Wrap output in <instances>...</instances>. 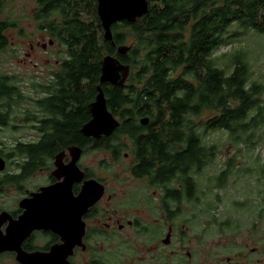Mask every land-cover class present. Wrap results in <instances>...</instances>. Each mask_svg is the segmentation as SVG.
Here are the masks:
<instances>
[{
	"label": "trees",
	"instance_id": "1",
	"mask_svg": "<svg viewBox=\"0 0 264 264\" xmlns=\"http://www.w3.org/2000/svg\"><path fill=\"white\" fill-rule=\"evenodd\" d=\"M6 1L0 0V52L8 47L7 32L17 28L22 33L17 19L3 17ZM147 1V13L136 22L112 25L115 46L102 37L97 0L36 1L33 22L68 44L69 59L52 95L47 83L38 86L44 96L33 100L35 110L26 118L37 137L16 142L4 156L13 159L17 171L5 172L0 188L18 186L47 168L55 152L68 145L111 151L112 160L118 161L126 147L120 140L127 139L133 177H148L153 188L165 186L166 200L200 202L195 176L217 150L205 137L223 131L232 142L251 144L264 124V85L251 81L245 50L215 53L239 37L234 28L264 34V0ZM120 45L130 46L129 51L117 54ZM106 55L129 66L123 87L99 84L100 61ZM96 85L119 127L110 137L94 141L83 137L80 128L90 118L87 105ZM21 97L13 77L0 74L1 128L9 126ZM143 118H148L146 125L140 123ZM169 182L182 189H170Z\"/></svg>",
	"mask_w": 264,
	"mask_h": 264
},
{
	"label": "flooded vegetation",
	"instance_id": "2",
	"mask_svg": "<svg viewBox=\"0 0 264 264\" xmlns=\"http://www.w3.org/2000/svg\"><path fill=\"white\" fill-rule=\"evenodd\" d=\"M45 34L63 51L61 59L53 64L56 68L49 71L47 85L51 91H48V95H52L54 89L58 88L57 75L64 70V60L69 59L68 44L59 43L57 37ZM95 96L88 105L94 102ZM87 151V148L78 145H68L57 150L49 166L39 170L46 178L38 187L23 189L20 185H14L6 189L4 187L11 186L4 185L0 188V264H264L262 211L251 222H219L214 219L205 228L203 225L199 227L194 213H186L185 206H195L202 202L177 203L166 200L165 186L155 188L158 191H153L145 199L131 191L119 195L122 188H119L118 182L114 185L116 177L113 173L99 177L81 164L82 155ZM107 152L111 157L112 152ZM61 153L64 155L61 156ZM57 156L61 157L55 165ZM73 161L80 174L73 176V180L69 178L65 181L63 187L65 185L66 190L60 194L63 198L50 199L53 202H64L67 212H75L74 215L64 216L67 225L63 230L64 235L51 229H34L21 241L18 248L20 252L4 249L13 247L7 241V235L13 230L14 224L10 225L23 216L24 209L19 206L20 202L31 199V194L40 193L43 187L61 183L62 170L65 171V167ZM56 174H60V177L57 178ZM67 174H63V177ZM3 176L4 173L0 175ZM133 179L145 181L149 188H153L148 184V177ZM88 185H92L89 190ZM168 186L170 189H182L177 182H169ZM11 190L15 192L11 193ZM237 203L243 205L240 201ZM87 204V209L81 213ZM208 205L203 204L206 209L210 207L207 211L212 210V206ZM128 209L136 211V214H128ZM215 231H218V238L212 235ZM4 241L7 242L2 250ZM23 255L27 261L22 258Z\"/></svg>",
	"mask_w": 264,
	"mask_h": 264
},
{
	"label": "rangeland",
	"instance_id": "3",
	"mask_svg": "<svg viewBox=\"0 0 264 264\" xmlns=\"http://www.w3.org/2000/svg\"><path fill=\"white\" fill-rule=\"evenodd\" d=\"M36 1L7 0L3 13V17L18 20L22 33H18L17 28L7 32L9 44L0 52V74L13 77L22 97L14 107L9 126L0 127V158L6 164L0 175L7 171H17L13 159L7 160L4 157L10 154L16 142L36 139L37 135L32 129L34 125L26 118H30L29 114L35 110L33 100L43 97L38 86L47 83L49 71L56 68L54 62L63 56L62 48L56 46L45 33L38 31L33 22ZM234 31H238L239 37L228 46L220 48L215 55L245 50L251 65V81L256 80L264 85V34L237 28H234ZM262 98L264 99V94ZM127 141L120 140L126 147L120 152L118 161H113L107 151L89 150L83 153L80 162L99 177L113 173L116 177L114 185L118 182L119 188H122L118 192L119 195L131 191L145 199L158 190L149 188L145 181H135L131 176L130 168L134 160L131 145ZM204 141L216 145V155L203 167L202 172L195 176L202 204H189L185 206V212L194 213L198 226L203 225V228L214 219L219 222L254 221L257 214L264 211V124L255 132L250 145L230 141L223 131L208 134ZM222 172L225 173L224 176L218 179ZM45 178V175L38 171L18 185L23 189H32L43 184ZM14 192L11 190V193ZM239 201L243 203L242 208L235 205V202ZM203 204H209L212 210L207 211L210 207L206 209ZM126 211L128 214H136V211L131 209ZM263 214L261 216L264 220ZM212 235L218 238V231Z\"/></svg>",
	"mask_w": 264,
	"mask_h": 264
},
{
	"label": "water",
	"instance_id": "4",
	"mask_svg": "<svg viewBox=\"0 0 264 264\" xmlns=\"http://www.w3.org/2000/svg\"><path fill=\"white\" fill-rule=\"evenodd\" d=\"M96 11L103 29V39L105 41L111 42L112 46H115L112 42V25L121 21H127L128 23L136 22L137 19L141 18L147 13L148 1L97 0ZM129 49L130 46L120 45L116 47V52L119 55H124L129 51ZM128 75L129 66L123 65L114 56L106 55L101 59L99 84L108 83L114 87H123ZM96 90L97 94L95 96L94 102L87 107L91 119L82 125L80 132L85 137L91 138L93 140H100L102 138H108L119 127V122L108 111L106 98L100 85L97 86ZM140 123L142 125H146L148 123V118H143ZM63 155L64 153H61V156ZM61 156L56 157L55 165H57V162ZM4 168L5 162L2 158H0V172H2ZM64 170L65 171L62 170L61 175L66 174L67 172L68 179L71 178V180H73V176L80 174L74 161L73 163L68 164ZM56 177L59 178L60 174H56ZM61 183L55 184L52 187H43L40 189V193L31 194V199H23L20 202L19 206L24 209L23 216L10 225L12 226L14 224L12 226L13 230H10L7 235V241H10L13 247L4 248L5 242H7L4 241L2 242L3 245L1 246L2 250L8 249L20 252L18 248L21 244V241L30 231L34 229H51L62 236L64 235L63 230L67 228L64 216L65 214L74 215L75 212H67L64 209L66 205L64 202L51 201L52 198L55 200L63 198V195L60 194L66 190L65 185L63 187L65 181H63L62 184ZM91 186L92 185H88L87 190H89V188L91 189ZM83 192H85V189H83ZM88 205L89 204L84 207L81 213L87 209ZM81 213L79 214L81 215ZM1 223L2 221H0V224ZM20 230H22V232H20ZM22 258L27 261V259L24 258V255Z\"/></svg>",
	"mask_w": 264,
	"mask_h": 264
},
{
	"label": "bare ground",
	"instance_id": "5",
	"mask_svg": "<svg viewBox=\"0 0 264 264\" xmlns=\"http://www.w3.org/2000/svg\"><path fill=\"white\" fill-rule=\"evenodd\" d=\"M61 178H62L63 181H66V180L68 179L67 176H66V177H63V175L61 176ZM63 181H62V182H63Z\"/></svg>",
	"mask_w": 264,
	"mask_h": 264
}]
</instances>
